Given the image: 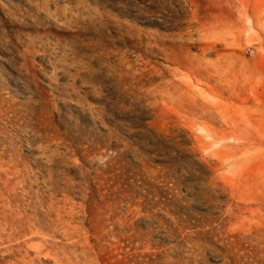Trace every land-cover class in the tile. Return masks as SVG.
<instances>
[{
    "label": "rangeland",
    "instance_id": "obj_1",
    "mask_svg": "<svg viewBox=\"0 0 264 264\" xmlns=\"http://www.w3.org/2000/svg\"><path fill=\"white\" fill-rule=\"evenodd\" d=\"M0 264H264V0H0Z\"/></svg>",
    "mask_w": 264,
    "mask_h": 264
},
{
    "label": "trees",
    "instance_id": "obj_2",
    "mask_svg": "<svg viewBox=\"0 0 264 264\" xmlns=\"http://www.w3.org/2000/svg\"><path fill=\"white\" fill-rule=\"evenodd\" d=\"M127 195H129L130 197H133V194L132 193H129V192H125ZM168 211H170V210H168ZM170 213H172V215H174L176 218H178V222H179V225L178 226H182V225H184L185 223H187L188 222V220L189 219H191V217L190 216H188L187 214H178L179 212H170ZM185 216L186 217H188V220H186V218H185ZM199 222H201L200 220H198Z\"/></svg>",
    "mask_w": 264,
    "mask_h": 264
}]
</instances>
